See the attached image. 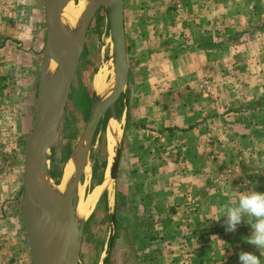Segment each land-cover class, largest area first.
<instances>
[{"label":"rangeland","instance_id":"rangeland-1","mask_svg":"<svg viewBox=\"0 0 264 264\" xmlns=\"http://www.w3.org/2000/svg\"><path fill=\"white\" fill-rule=\"evenodd\" d=\"M187 1L190 5L199 3V6H193L191 11ZM208 1L124 0L129 70L116 102L114 118L108 111L102 116L87 142L84 153L86 166L79 170L81 192L76 201L88 202L92 207H89L82 226L78 264H178L179 261L198 264L202 259L200 255H205L210 247L215 246L209 239L213 236L232 237L239 247L242 246V251L256 252L242 239L250 232L244 223H241L242 229L227 232L221 219V222L208 219V223L193 233L190 229L185 235H177L175 228L180 227L175 226L172 220L167 223V218L176 212L165 207L163 194L157 195L163 186L160 177L169 174L165 178L175 181L170 173L174 171L175 174V170L181 168L174 161L166 163L164 158L194 155L193 151L202 159L227 157L232 165L224 168L232 170L229 172L232 178H240L236 163L247 159L245 167L253 173L246 181L249 190L255 187V190L264 192V28L258 30L255 25L257 16L264 20V0H213L206 4ZM72 3H77V0H72ZM200 7L202 14L213 16V25L207 21L208 17L199 18L196 14ZM177 19L181 20L180 28H185L188 35L181 34L176 39L166 37L167 30H171ZM208 22L211 23L210 28ZM44 41V0H0V264H31L20 202L24 151L35 120ZM181 44L217 49L208 60L211 64L207 65L211 69H204L202 73L193 70L192 77L200 76L199 80L203 79L198 82L203 81L200 84L204 85L186 86L187 91L182 92L190 97L192 107L201 95L208 98L212 94L217 105L222 104L224 110H227L224 105L232 101L229 103L232 117L216 120V130L220 129L217 140L223 138L222 126H232L229 127L233 130L231 147L227 142L219 149L218 146L199 152L187 149L181 154L175 146L162 145L165 142L161 143L160 128H152L145 122L143 116L148 115L149 107L146 110L142 106L136 111L133 109V98L142 96L140 92L144 91V87L139 85L140 78L144 76L148 77L149 99L156 94L160 98V94L172 92V86L161 84L164 81L160 78L168 75L162 58L157 57L164 47L177 48ZM114 59L105 9L99 7L90 16L64 112L48 151V171L57 185L62 183L64 166L86 132L92 104L96 102L94 77L103 73L106 88L113 90ZM194 116L191 117V125L186 127L194 126ZM240 134L247 136L241 140L251 149L240 150L239 145L236 146L240 142ZM231 135L227 131L224 140L231 139ZM134 139L142 143L146 141V149L135 146ZM116 152L119 153L118 167L116 178L112 179L110 171ZM147 157L146 181L147 166L142 164V160ZM166 169L170 170L167 172ZM71 171L73 180V168ZM224 187L221 184L217 189ZM238 187L234 184L229 188L235 194ZM237 197H233V201ZM219 216L217 214L216 217ZM162 219L166 224L160 222ZM202 235L209 237L207 242L199 240ZM231 244V248L227 244V248L223 246L226 252L221 253L226 258L236 247Z\"/></svg>","mask_w":264,"mask_h":264},{"label":"crops","instance_id":"crops-1","mask_svg":"<svg viewBox=\"0 0 264 264\" xmlns=\"http://www.w3.org/2000/svg\"><path fill=\"white\" fill-rule=\"evenodd\" d=\"M210 2H213V0H209L208 2H206V4H209ZM186 5L190 6L189 9H191L192 11V9L194 8L193 6H199V3L190 5V1H187ZM197 11L198 12H196V14H199V18L208 17L207 21L212 22L213 25V19H211V17L213 18V16H211L210 14H202L201 7L198 8ZM211 12L212 14H215V10H212ZM184 18H182V20H184ZM180 22L181 20L177 19V22L174 23V26L170 27L171 30H167L166 37H173L176 39L181 36V34H183L182 36L188 35L186 34L187 31L185 30V28H180V25H182ZM209 22L208 28L211 27V23ZM161 51V55L157 57V59L162 58V62L165 63L164 69L166 70V73L168 75L165 78H160L164 81L161 84L167 87L172 86V92L160 94V98H158V95L156 94L153 95L151 99H149L147 94L148 88H146V86L149 85L148 77L145 78L144 76L140 78L141 81L139 84L141 85V87H144V91L140 92L142 96L133 98V109L136 111L142 106V109L146 110L149 107V116H143L145 117V122L151 124L152 128L154 126L156 128H160L159 137L161 139V143L165 142V144L162 145L167 147L175 146V148H177V151L181 154H183L184 150L187 149H196L198 152L212 146H218L219 149L221 148V145H223V147L226 146L227 142L228 146L231 147L233 145V130L229 127L232 126H222V128H224L221 133L223 135V138L221 140H217L216 136L220 135V129L219 131L216 130V120L220 121L222 117L225 119L232 117L233 111L231 110V104H229L232 103V101L224 105L227 107V110H224L222 104H220V106L217 105V100L216 98H213L212 94H210L208 98H206V96L204 95H201L198 103H196L192 107L190 97L185 96V94L182 92L183 90L187 91L186 86L194 85L197 83L200 84L201 82H203H198L203 79L202 78L199 80L200 76L192 77L193 70H200L202 73V70L204 69H211V66L207 65L210 62L208 60L211 59L210 54L217 51V49H210V47L206 49L204 47H198L196 45L181 44V46H177V48L166 46V48L164 47ZM212 65L214 64L212 63ZM212 81L214 82V80ZM209 82V85H212V82ZM201 85H204V83L200 84V86ZM148 102L150 103L148 104ZM242 112L243 110H241V114H243ZM192 116L196 118L194 121L195 124L193 127L188 128L186 126L191 125L192 122L190 120ZM160 120L162 122H160ZM227 131L232 133V135L230 136L231 139L229 138L228 140H224L227 137ZM137 132L138 131H135L134 134H137ZM242 135L243 134L239 135L240 142L238 143V139V144H236L235 142L234 143L236 144V146L239 145L238 148L240 150L246 148L251 149L250 146H248L243 142V140H241V138H247V136L242 137ZM189 137H192V139L189 140ZM134 141L135 142L133 144H135V146L137 147H143L144 149H146L148 145L146 141L143 143L140 140L136 141L134 139ZM193 154L194 155L189 154L188 156L178 155L174 158L166 156V158H164L166 159V163L172 164V161H174L176 163V166H180L181 168L179 171H177L176 169L175 171L177 173L175 174L173 173L174 171L170 173L174 176L175 181H173L171 178H165L166 176L168 177L169 174L162 175L160 177L162 182L161 184H163V186L157 194L160 196L164 195L165 207L168 206L170 207L169 209L171 210V212H176V215L166 218L168 220L167 223H169V220H172L175 226L178 225L180 227V229L175 228L177 235L180 236L185 235L186 230L190 229H192L193 233L194 231L200 229L202 225L208 223V219L210 222H212L211 219H216L217 214L221 215L220 210L223 205L231 203L233 201V197L238 196L240 192L249 190V186L248 183L246 184V181L251 175H253V173H251L250 170L245 167L247 159H241L238 163H236V169H239L237 173L240 174V178H232L229 173L232 172V170L230 168H224L227 165H232L230 162H228L229 160L227 157H221V159L218 157L216 158L215 156L211 159L204 157V160L200 158L199 155L195 154L194 151ZM255 159L257 160L258 158ZM142 164L144 166H147L145 175V180L147 181L148 157L146 158V160H142ZM169 170H167V172ZM215 174H218V176L215 177ZM234 179H236V181ZM221 184L225 186V189H217V187H219ZM234 184H237L239 186L235 194L229 188ZM228 197H231V199ZM223 219L224 218L221 217V221H223ZM160 222L166 224L164 219L160 220ZM240 227L242 229V224L237 226V228ZM208 238L202 235L199 240L207 242ZM229 238L231 239V241L230 239L222 236H213L209 238L210 242L215 243V246L210 247L205 255H200L202 259L198 264H239L238 254L240 251H242V246L239 247L238 244H236V242L232 240V237ZM231 243H234L233 245L237 248L235 247L231 249V256L226 258L222 255L221 252H226V250L223 249V246L226 244L229 245V248H231ZM256 254L259 255V253ZM178 264L182 263L179 261ZM262 264H264V260H262Z\"/></svg>","mask_w":264,"mask_h":264},{"label":"water","instance_id":"water-1","mask_svg":"<svg viewBox=\"0 0 264 264\" xmlns=\"http://www.w3.org/2000/svg\"><path fill=\"white\" fill-rule=\"evenodd\" d=\"M65 2L66 0H44L45 41L37 86L35 120L26 142L23 158V193L20 204L31 264H78L83 224L76 227L72 222V210L77 205L76 196L70 198L66 205L60 204L41 187L37 175L46 174L51 179L48 171V151L64 112L69 89L84 47L90 16L99 7L105 9L113 42L115 83L111 96L109 94L100 103L96 100L92 104L86 132L79 141L80 143L83 139L86 140L85 149L102 116L108 111L114 118L116 102L126 84L129 70L124 0H101L86 7L77 24V36L73 40L59 24ZM50 62H54L58 69L52 78L46 80L45 70ZM85 149L82 162L73 176L74 184L78 183L80 167L82 169L85 167ZM118 155L119 153L116 152L110 171L112 179L116 178ZM32 207L38 210V215L35 217L30 213ZM43 219L51 226L50 233L45 238H42L39 232Z\"/></svg>","mask_w":264,"mask_h":264},{"label":"bare ground","instance_id":"bare-ground-1","mask_svg":"<svg viewBox=\"0 0 264 264\" xmlns=\"http://www.w3.org/2000/svg\"><path fill=\"white\" fill-rule=\"evenodd\" d=\"M96 1L101 0H77V3H72V0H66L65 6L59 17V24L70 39L73 40L77 36V24L79 22L83 10ZM57 69V65L54 62H50V64L46 66L45 79L47 80L52 78L56 73ZM93 82L95 88V98L100 103L108 97L111 90L110 87L109 89L106 88L104 84V74L101 72L94 77ZM110 127L112 126L109 125V128ZM85 144L86 140L83 139V141L79 143L76 151L69 157L68 162L64 166L62 183L60 185L55 184L46 174L37 175V180L39 181L41 187L62 205H66L69 202L70 198L79 195L81 192L79 184H74V181L72 180L73 174L72 171L70 172V168H73V172L75 173L77 166L81 164ZM97 198L98 196L95 198V201ZM89 207L91 208L92 204L89 206L88 202L82 201L77 203L76 207L72 210V222L76 227H79L83 224L84 219L86 218V215L89 212ZM86 208L88 211H85ZM30 210L32 216L35 217L36 215H38V210L36 208L32 207L30 208ZM50 230L51 226L46 222L45 219H43L39 226V232L41 237L45 238L46 236H48Z\"/></svg>","mask_w":264,"mask_h":264},{"label":"clouds","instance_id":"clouds-1","mask_svg":"<svg viewBox=\"0 0 264 264\" xmlns=\"http://www.w3.org/2000/svg\"><path fill=\"white\" fill-rule=\"evenodd\" d=\"M221 215L213 220L224 218L223 226L227 232H235L241 223L250 228L248 235L242 239L256 252L240 251L239 264H262L264 260V192L255 190L242 191L231 203L221 207Z\"/></svg>","mask_w":264,"mask_h":264},{"label":"trees","instance_id":"trees-1","mask_svg":"<svg viewBox=\"0 0 264 264\" xmlns=\"http://www.w3.org/2000/svg\"><path fill=\"white\" fill-rule=\"evenodd\" d=\"M255 20H256V23H255V25H256V28L258 29V28H264V20H262V19H260V17L259 16H257L256 18H255ZM260 29H258V30H260Z\"/></svg>","mask_w":264,"mask_h":264}]
</instances>
